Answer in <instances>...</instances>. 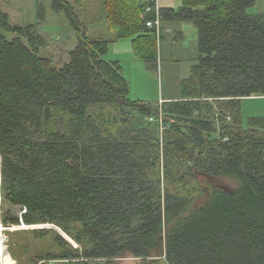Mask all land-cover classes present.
<instances>
[{
	"label": "trees",
	"instance_id": "trees-1",
	"mask_svg": "<svg viewBox=\"0 0 264 264\" xmlns=\"http://www.w3.org/2000/svg\"><path fill=\"white\" fill-rule=\"evenodd\" d=\"M77 1L51 0L77 35L59 68L37 55L46 42L36 25L11 24L0 9V202L21 211L0 224L51 226L8 232L48 240L42 264H264V117L241 126L242 100L264 97L256 0H183L157 12L153 2L96 0L99 20L88 24L105 23L111 40L89 34ZM36 11L44 21L41 0ZM157 13L158 32L146 25ZM163 22L195 29L198 62L179 98L132 101L120 63L103 57L112 40H129L157 68Z\"/></svg>",
	"mask_w": 264,
	"mask_h": 264
},
{
	"label": "rangeland",
	"instance_id": "rangeland-1",
	"mask_svg": "<svg viewBox=\"0 0 264 264\" xmlns=\"http://www.w3.org/2000/svg\"><path fill=\"white\" fill-rule=\"evenodd\" d=\"M38 0H0V9L9 17L10 23L19 26L36 25L37 32L45 40L46 46L39 48L37 55L48 58L53 67L59 68L69 60V52L77 44L76 31L71 27L68 20L62 13H56L51 7V0H41L45 8L44 21H38L36 5ZM81 21L88 25L90 35L97 33L94 24L99 20L97 16L96 0H78L75 3ZM253 14L264 15V0H256L255 6L250 10ZM88 22H92L91 27ZM178 25V24H177ZM163 32V36L158 41V62L157 68H150L138 58L130 59L127 55L121 57L113 56L112 48L109 45V52L104 55L107 61H115L120 58L123 76L130 86L129 99L132 101H141L143 103L157 105L160 100H173L170 98H179L181 92V82L189 76L190 69L198 62L197 35L185 30L184 41L176 40V31L178 26ZM102 24V31L106 39L114 38L115 33ZM96 31V32H95ZM7 39L14 35L5 34ZM129 41V40H122ZM26 43L25 40H23ZM242 127H247V120L253 117H264V97H251L242 100ZM200 183L205 187L212 186L218 189L232 192L238 187V181L231 177H199ZM3 210V212H2ZM3 213L9 216H19L21 211L17 207H11L8 204L3 208L0 202V223H2ZM48 226V225H47ZM27 228L29 226L23 225ZM17 228L9 227L2 231V240L5 253L12 258V262L4 264H31L32 260L36 264H42L38 261V256L49 245V241H37L31 235L9 233ZM9 232V233H8ZM26 244V250L20 249L21 244ZM72 245V244H71ZM73 246H75L73 244ZM77 246V245H76ZM43 264H61L56 262L44 261ZM114 264H143V260L125 256L115 260Z\"/></svg>",
	"mask_w": 264,
	"mask_h": 264
},
{
	"label": "crops",
	"instance_id": "crops-1",
	"mask_svg": "<svg viewBox=\"0 0 264 264\" xmlns=\"http://www.w3.org/2000/svg\"><path fill=\"white\" fill-rule=\"evenodd\" d=\"M139 1H141V2H153L154 5L158 9H162V8L178 9V8L182 7V4H183V0H139ZM161 25L163 27V32H165L166 30H170L171 28H173L174 26L177 25L178 27H177L175 38L177 41H180V42L184 41L185 30L189 31L190 35L192 34V39L194 38V32H196L195 29L190 24H186V23L180 24V23H164L163 22ZM101 27H102V25H101ZM101 27L97 28L96 31H98L100 29L99 32L101 31V33L104 34ZM110 47L112 48L113 56H115V57H121L122 55H127L130 59L136 58L132 52V46H131L130 41L112 40ZM115 61H118L119 63L121 62L120 58H116ZM170 99L175 100V98H170ZM160 101H164V99L160 100Z\"/></svg>",
	"mask_w": 264,
	"mask_h": 264
},
{
	"label": "bare ground",
	"instance_id": "bare-ground-1",
	"mask_svg": "<svg viewBox=\"0 0 264 264\" xmlns=\"http://www.w3.org/2000/svg\"><path fill=\"white\" fill-rule=\"evenodd\" d=\"M1 224H0V264H4V263L12 262V258L7 253H5V250H4L5 248H4V245H3L4 243L2 240V231L5 229V227Z\"/></svg>",
	"mask_w": 264,
	"mask_h": 264
},
{
	"label": "water",
	"instance_id": "water-1",
	"mask_svg": "<svg viewBox=\"0 0 264 264\" xmlns=\"http://www.w3.org/2000/svg\"><path fill=\"white\" fill-rule=\"evenodd\" d=\"M24 224L21 221V229H37V228H46V227H51V226H47V225H38V226H29L27 228L22 227ZM58 233L65 239L67 240L69 243H71L72 245L74 244V247H77L76 244L69 238L67 237L60 229H57Z\"/></svg>",
	"mask_w": 264,
	"mask_h": 264
},
{
	"label": "built area",
	"instance_id": "built-area-1",
	"mask_svg": "<svg viewBox=\"0 0 264 264\" xmlns=\"http://www.w3.org/2000/svg\"><path fill=\"white\" fill-rule=\"evenodd\" d=\"M155 12L158 11V8L155 6ZM147 11L150 10L151 8L147 7L146 8ZM147 26L151 27V26H155L156 27V32L159 31V25H160V20H159V17H158V13L156 15V19L154 21H150V22H147L146 23ZM163 101H160L159 104H161ZM148 121H152V118H149Z\"/></svg>",
	"mask_w": 264,
	"mask_h": 264
}]
</instances>
